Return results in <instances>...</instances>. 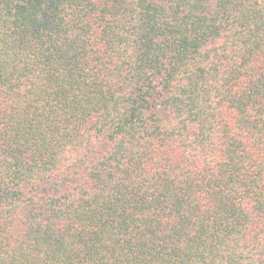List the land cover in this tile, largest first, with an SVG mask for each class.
<instances>
[{
	"label": "trees",
	"instance_id": "1",
	"mask_svg": "<svg viewBox=\"0 0 264 264\" xmlns=\"http://www.w3.org/2000/svg\"><path fill=\"white\" fill-rule=\"evenodd\" d=\"M0 264H264V0H0Z\"/></svg>",
	"mask_w": 264,
	"mask_h": 264
}]
</instances>
